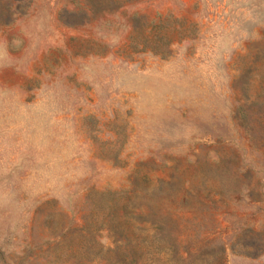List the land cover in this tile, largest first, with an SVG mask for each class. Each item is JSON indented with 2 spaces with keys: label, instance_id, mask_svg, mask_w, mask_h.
I'll use <instances>...</instances> for the list:
<instances>
[{
  "label": "rangeland",
  "instance_id": "obj_1",
  "mask_svg": "<svg viewBox=\"0 0 264 264\" xmlns=\"http://www.w3.org/2000/svg\"><path fill=\"white\" fill-rule=\"evenodd\" d=\"M0 264H264V0H0Z\"/></svg>",
  "mask_w": 264,
  "mask_h": 264
}]
</instances>
